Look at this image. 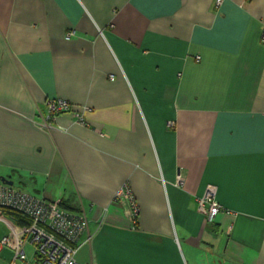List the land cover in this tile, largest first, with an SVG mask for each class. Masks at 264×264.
I'll return each mask as SVG.
<instances>
[{
  "label": "crops",
  "instance_id": "1",
  "mask_svg": "<svg viewBox=\"0 0 264 264\" xmlns=\"http://www.w3.org/2000/svg\"><path fill=\"white\" fill-rule=\"evenodd\" d=\"M0 177L79 264H264V0H0Z\"/></svg>",
  "mask_w": 264,
  "mask_h": 264
},
{
  "label": "built area",
  "instance_id": "2",
  "mask_svg": "<svg viewBox=\"0 0 264 264\" xmlns=\"http://www.w3.org/2000/svg\"><path fill=\"white\" fill-rule=\"evenodd\" d=\"M216 4L219 5L220 0H216ZM72 34L69 31L66 38ZM47 110V118L50 119L57 114L71 112L73 106L60 99L51 100L47 102ZM86 111L87 108H82L81 113L75 112L78 122L83 123L82 114ZM214 195L215 188L207 185L197 201L198 211L209 221L221 210ZM114 200L128 201L135 214L136 209L125 185L118 190ZM5 210L18 213L30 224L17 225L14 217L5 214ZM0 221L6 226V233L0 238V250L11 252L8 264H79L75 255L87 232V219L83 213L68 212L56 202L46 201L0 181ZM27 246L33 248L31 257L26 254Z\"/></svg>",
  "mask_w": 264,
  "mask_h": 264
},
{
  "label": "rangeland",
  "instance_id": "3",
  "mask_svg": "<svg viewBox=\"0 0 264 264\" xmlns=\"http://www.w3.org/2000/svg\"><path fill=\"white\" fill-rule=\"evenodd\" d=\"M5 233H6V226L2 221H0V238L3 235H5ZM25 251H26V254L31 257L33 253V248L27 246ZM10 258H11V252L9 250L7 249L0 250V264H8Z\"/></svg>",
  "mask_w": 264,
  "mask_h": 264
},
{
  "label": "trees",
  "instance_id": "4",
  "mask_svg": "<svg viewBox=\"0 0 264 264\" xmlns=\"http://www.w3.org/2000/svg\"><path fill=\"white\" fill-rule=\"evenodd\" d=\"M59 205L61 206V204H59ZM4 212L7 215L13 216L14 219H15L16 224L19 225V226L29 225L30 224L29 220L23 218L22 216H20L18 213L14 212V211L5 210Z\"/></svg>",
  "mask_w": 264,
  "mask_h": 264
},
{
  "label": "water",
  "instance_id": "5",
  "mask_svg": "<svg viewBox=\"0 0 264 264\" xmlns=\"http://www.w3.org/2000/svg\"><path fill=\"white\" fill-rule=\"evenodd\" d=\"M0 181L7 184V185H12V182L8 181L7 179H5L4 177H0Z\"/></svg>",
  "mask_w": 264,
  "mask_h": 264
}]
</instances>
